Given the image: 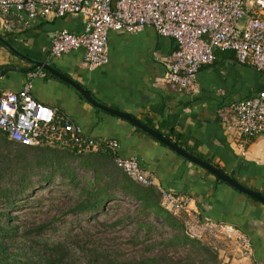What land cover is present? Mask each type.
Returning a JSON list of instances; mask_svg holds the SVG:
<instances>
[{"label":"crops","instance_id":"crops-1","mask_svg":"<svg viewBox=\"0 0 264 264\" xmlns=\"http://www.w3.org/2000/svg\"><path fill=\"white\" fill-rule=\"evenodd\" d=\"M83 29L81 17L72 15L35 20L28 30L7 34V39L29 59L47 63L81 85L98 103L131 116L174 144L177 141L183 150L264 195V136L244 142L235 127L217 117L219 108L263 92L264 74L238 64L232 52H216L214 64L199 70L196 92L176 93L155 83L165 72L160 58L175 50V42L150 28L135 35L109 32V62L102 68L84 67L83 50L57 59L50 57L55 32L65 30L78 35ZM30 67L27 61L0 47V92H19L28 73L21 70ZM31 86V95L37 102L58 108L86 136L97 141L115 140L119 155L137 159L141 168L154 176L157 185L177 196L191 198L193 213L186 216L192 223L222 231L231 227L232 239H248L249 254L231 250L226 263L264 264V205L217 183L208 172L130 123L92 107L59 79L37 78L31 80Z\"/></svg>","mask_w":264,"mask_h":264},{"label":"built area","instance_id":"built-area-1","mask_svg":"<svg viewBox=\"0 0 264 264\" xmlns=\"http://www.w3.org/2000/svg\"><path fill=\"white\" fill-rule=\"evenodd\" d=\"M76 15L83 32L65 30L51 37L50 57L61 58L83 50L82 65L98 69L109 62L108 34L135 35L147 28L175 42V50L161 57L164 74L159 86L181 93H195L201 67L213 65L216 52L230 51L236 62L264 74V0H0V32L21 33L35 20ZM45 78L38 69L27 73L22 89L0 92V130L22 146H60L77 155L109 154L115 167L143 187L156 185L135 158L119 155L115 140L97 141L58 108L47 107L31 95V80ZM222 123L235 127L247 142L264 136V91L218 109ZM161 207L173 216L191 215L192 199L158 188ZM233 228H226L232 239ZM243 254H249L248 239L240 236Z\"/></svg>","mask_w":264,"mask_h":264},{"label":"trees","instance_id":"trees-1","mask_svg":"<svg viewBox=\"0 0 264 264\" xmlns=\"http://www.w3.org/2000/svg\"><path fill=\"white\" fill-rule=\"evenodd\" d=\"M9 36L0 35L10 43L7 39ZM0 47L18 58L1 43ZM43 72L45 77L53 78L49 73ZM175 145L180 147L177 141ZM28 154H32L34 160H27ZM71 162H77L76 166L71 167ZM75 168L91 171L93 180L82 185ZM55 173L67 179L79 192L78 201L68 209L60 211L59 217L96 214L102 211L118 192L138 203L145 217L153 215L171 229L179 232L183 230L182 220L161 207L158 193V188L161 187L157 184L153 187H143L134 182L115 167L109 154L77 155L74 151L60 146L26 147L12 141L0 130V264H193L196 258H199L200 264H228L220 262L217 250L191 238L186 232L175 235L170 241L171 244L169 243L191 247L190 256L194 259L189 256L183 262L167 257L166 253L155 257L140 255L137 258H126L116 248L106 246L100 241L79 239L75 236L62 239L45 237L47 232L57 231L53 225L60 218L34 227L16 223L17 215L13 214L29 191L38 184L42 188V184L50 182ZM34 177L39 178L33 180ZM215 181L222 184L216 178ZM121 223L117 221L109 226L104 223L97 225L106 229ZM143 228L152 230L151 225L138 222L137 230ZM131 241L134 245L138 244L137 235L133 236Z\"/></svg>","mask_w":264,"mask_h":264},{"label":"rangeland","instance_id":"rangeland-1","mask_svg":"<svg viewBox=\"0 0 264 264\" xmlns=\"http://www.w3.org/2000/svg\"><path fill=\"white\" fill-rule=\"evenodd\" d=\"M14 153V152H12ZM27 160H34L32 154L26 155ZM77 162H71L70 166L75 167ZM77 178L86 185L93 180V173L83 168H75ZM47 173V172H45ZM39 177L32 178L33 180ZM38 184L20 203V207L13 215H17L15 220L18 224H25L27 227H34L48 224L56 220L53 227L56 232L50 231L45 237L64 238L79 237V239H90L101 242L109 247L116 248L123 257L137 258L140 255L145 257H155L166 253L177 261H186L190 256L191 247L169 245L173 237L181 232H186L191 238L200 241L202 244L217 250L220 262L226 263V258L231 254V250L238 249L241 252L239 237L228 239L226 228L224 231L219 228H205L193 222L185 214L178 216L183 222V230L176 231L165 225L162 220L153 215L144 216L138 203L116 192L115 198L108 202L105 208L93 215L75 214L59 217L60 211L68 209L78 201L79 192L71 186L67 179L55 173L50 182L43 183L42 188ZM117 221L122 223L116 227H106L103 229L97 224L104 223L113 225ZM152 226L151 231L143 228L137 230L138 222ZM97 222V223H96ZM219 231V232H218ZM137 235L139 241L134 245L131 241ZM171 244V243H170ZM193 260V256H190ZM199 258L194 259L193 264H200Z\"/></svg>","mask_w":264,"mask_h":264},{"label":"water","instance_id":"water-1","mask_svg":"<svg viewBox=\"0 0 264 264\" xmlns=\"http://www.w3.org/2000/svg\"><path fill=\"white\" fill-rule=\"evenodd\" d=\"M0 43L4 45L9 51H11L13 54L21 58L22 60L27 61L29 64H31V67L27 70H21L23 72L28 71L31 72L35 69H42L43 71L49 73L51 76L59 79L66 85L70 86L75 92H77L88 104H90L92 107L99 109L105 113H108L112 116H115L123 121H126L136 127L137 129L141 130L142 132L148 134L150 137L158 141L160 144H162L164 147L168 148L175 154L179 155L189 163L205 170L210 175L221 181L222 183L228 185L236 192L264 205V196L259 194L256 191H253L251 189L246 188L242 184H240L236 179L232 178L230 175L218 170L215 166L212 164L207 163L206 161L196 157L193 154H190L189 152L183 150L179 146L175 145L173 142H171L166 137L162 136L155 130L147 127L146 125H143L136 119L132 118L131 116L111 109L109 107H106L100 103H98L91 95L90 93L85 90L81 85L73 81L72 79L68 78L67 76L61 74L57 70L53 69L49 64L44 62H37L32 59H29L19 51H17L10 43H8L6 40H4L2 37H0Z\"/></svg>","mask_w":264,"mask_h":264}]
</instances>
